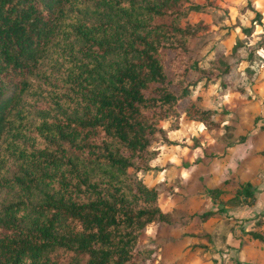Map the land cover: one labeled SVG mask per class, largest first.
I'll return each instance as SVG.
<instances>
[{
	"label": "trees",
	"instance_id": "1",
	"mask_svg": "<svg viewBox=\"0 0 264 264\" xmlns=\"http://www.w3.org/2000/svg\"><path fill=\"white\" fill-rule=\"evenodd\" d=\"M201 1L0 0V264H154L148 227L192 221L160 209L150 162L181 119L225 126L221 99L264 77L253 0L214 28L186 20L219 0ZM251 191L239 184L234 201ZM262 228L259 215L245 234L264 245Z\"/></svg>",
	"mask_w": 264,
	"mask_h": 264
},
{
	"label": "crops",
	"instance_id": "2",
	"mask_svg": "<svg viewBox=\"0 0 264 264\" xmlns=\"http://www.w3.org/2000/svg\"><path fill=\"white\" fill-rule=\"evenodd\" d=\"M237 1L236 6L241 7L244 3V0ZM253 6L260 12L264 24V0H253ZM251 17L250 12L244 11L238 15V20L242 25H248ZM262 83L264 78L248 88L258 90L252 88L258 100L254 103L237 95L221 99L231 106L224 116L227 118L225 126L209 130L200 123L181 119L177 128L167 130L172 143L160 145L159 154L150 162L152 168L144 175L145 181L148 185L159 184L161 187L157 204L162 211L192 214L193 219L179 227H148L145 235L162 242L154 264H264V245L249 237L238 244L237 241L241 242L245 236L232 233L230 220L233 215L241 218L244 209L255 210L257 215L264 212V153L260 146L264 138L259 137V112L253 108L264 100ZM241 134L247 135L244 142L238 141ZM247 139L250 140L248 145ZM246 150L252 153L249 164H243L241 160ZM244 182L250 184V195L244 198L237 194L238 200L234 201L236 186ZM218 186L224 191L211 201L205 188ZM217 208L220 209L217 215L204 221L197 220L196 215L200 212ZM193 233H206V237L196 239ZM227 243L230 252L222 247ZM206 246L209 247L207 251Z\"/></svg>",
	"mask_w": 264,
	"mask_h": 264
},
{
	"label": "rangeland",
	"instance_id": "3",
	"mask_svg": "<svg viewBox=\"0 0 264 264\" xmlns=\"http://www.w3.org/2000/svg\"><path fill=\"white\" fill-rule=\"evenodd\" d=\"M194 2V0H192ZM235 2H238L237 0H219L218 2H215L214 4H202V5H198L197 7L193 8V10H191L189 12V14L186 16V20L188 21H194V20H197L199 19L200 17V20H203L204 22L206 23H210V25L214 28L216 27V24H228V20H232L234 18L235 15L238 14V9L240 6H236L235 5ZM200 3H204V0L203 2L201 1ZM258 28V27H257ZM205 31V29H202L201 32ZM264 75V70L259 72L258 73V77L261 76V75ZM264 78V77H263ZM251 86H254V83L250 84ZM260 85V84H259ZM253 89L257 90L256 87H252ZM252 88L249 91V96L246 97V99H249L251 103H254L253 101L257 100V98L253 95L255 94L253 91H252ZM258 91V90H257ZM262 91L264 92V83H262ZM261 92V91H259ZM259 96V95H257ZM236 104H234L235 106ZM253 108L256 109V111L259 112V114L257 115V117L259 118V137H262L264 138V100L261 99L260 102H257V105H254ZM254 109V110H255ZM250 138V137H249ZM252 138V137H251ZM255 140V139H254ZM250 143V140L247 139V145ZM252 143V142H251ZM251 145V144H250ZM262 150L261 152L264 153V141H263V144L260 145ZM254 147V145H253ZM253 150V148H252ZM250 151H245L243 152V157H242V161H243V164H249V162L251 161V154H249ZM258 156V155H257ZM240 160V161H241ZM249 161V162H248ZM15 168L14 165H10L9 166V170L10 172L13 171V168ZM258 184V183H256ZM7 192H6V189H1L0 190V201H1V198L6 196ZM9 196V195H7ZM245 207V206H244ZM243 207V208H244ZM237 215L240 216L239 212L236 213ZM242 214V217H236L233 215L232 220L231 222L233 223L232 225V233L233 231L236 232L237 234H235L236 236H239L242 234L243 236H245L241 242L238 240V244L240 243H244L245 242V238L248 237L246 234H245V230L247 229L248 227V224L251 220L257 218L259 215L261 216L263 213H258V215L256 214L255 210H250L248 209L247 211L244 209L243 212H241ZM246 216V217H245ZM234 220V221H233ZM231 232V230H230ZM212 242V241H211ZM193 246V245H192ZM223 248L227 249L228 252H230V246H228V243L226 246H222ZM238 247V246H237ZM196 248V247H195ZM194 249V248H193ZM206 251L209 250V247L206 246ZM220 251L222 250V248L219 249ZM227 250L225 251L224 250V253H227ZM236 252V251H234ZM236 254H234V256L232 258L235 257Z\"/></svg>",
	"mask_w": 264,
	"mask_h": 264
}]
</instances>
